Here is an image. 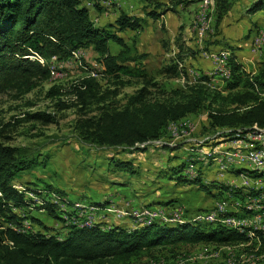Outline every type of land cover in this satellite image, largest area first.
Here are the masks:
<instances>
[{"label": "rangeland", "instance_id": "374dc122", "mask_svg": "<svg viewBox=\"0 0 264 264\" xmlns=\"http://www.w3.org/2000/svg\"><path fill=\"white\" fill-rule=\"evenodd\" d=\"M251 1L235 0L234 6L236 4V8H239V5L246 2L248 5ZM102 2L105 9H101L102 11L96 10L89 1H85V5L90 8V16L97 26L109 27L112 31H116L130 45L132 54H145L144 57L139 58L138 63L128 62V64L134 70H144L152 82L158 83L157 87H150L152 92L150 98L153 100L166 98L173 90L185 89L197 83L207 84L211 88L227 93L230 74L224 76V80L217 81V73L209 71L212 63L204 55L213 58L211 55L217 54V57L224 56V60L228 61L234 54L236 60L242 63L244 59H239L238 50L247 48L245 52L249 54L252 52L251 47L248 49V46H238V43L248 41L247 37L252 35L254 26L258 22L251 21V28L247 29L249 23H238L233 16L227 15L220 24H217L215 2L210 7L206 6L204 22L207 32L198 30L197 25L198 15L204 12L203 0H190L184 6L175 9H172V2L162 7L142 0H103ZM164 10H168L167 13L161 14L158 18L148 14L152 11L161 13ZM122 11L140 17L141 28L119 30L115 22ZM259 14L257 15L259 20L264 19V11ZM256 35H260V38L264 37V29L257 30ZM109 46L113 54H117L122 49V46L114 41H110ZM219 48L224 49L215 50ZM259 48L262 54L252 52L254 54L252 62L247 65L242 63L248 73L254 74L263 63L264 44L260 39ZM43 60L51 70V77L40 82L27 93L22 94L17 89H8L0 95V140L22 148L26 156L38 160L36 166L19 174L16 179L17 184L41 189L51 186L62 190L64 198L56 193H50L52 200L55 202L62 200L61 208L74 212L75 221L79 217L83 221L86 220L85 225L98 224L102 229H108L117 223L123 226L125 220L129 225L123 227L131 230L152 222L164 224L196 222L195 224L205 223L216 226L221 223L220 219H224L219 216L220 212H226L233 215L231 219L225 220V222L233 220L227 221L231 224L230 228L242 232L246 227L252 231L246 233L251 238L247 243L236 244V242L220 246L204 242L180 243L177 246L170 244L155 249L153 253L146 255L135 264H264L262 242L264 239L259 242L255 236L253 237L256 220L254 225L237 223V221H248L253 217L249 210L248 194L254 188L252 181L259 180L264 183V177L255 179L259 176L255 171L253 176L231 172V167L224 166L226 163L222 164L220 159H217L212 166L193 162L196 158H192L191 147L199 143L216 145L229 131V129L209 128L207 108L187 116L177 126L168 125L165 135L157 141L139 144L141 147L149 146L146 152H130L123 148L95 145L79 136L78 120L99 114L108 104L114 107L123 106L128 97L142 87L141 79L135 77L132 82L127 83L130 76L124 75L123 81L126 83L115 84V78L104 75V67L99 55L91 46L80 48L70 57L62 58V69H56L54 61ZM171 64L178 65V74L174 77L171 76V71H166ZM88 75L98 78L102 91L109 89L117 90L118 93L110 94L105 103H93L86 109V113L81 114L75 102L76 96L66 90L81 77ZM53 86L65 90L66 95L64 94L63 97L72 104L69 108L60 109L56 105L57 100L48 97V91ZM35 112L50 113L53 115V121L46 123L31 119L29 114ZM189 123H194L196 127L187 130L186 124ZM206 134L207 137L212 138H198ZM196 138H198L196 141L186 145L183 141ZM162 140L166 142L162 143ZM200 150H210V148L200 147ZM116 158L133 159L137 169L133 172L115 169L109 162ZM182 162H184L183 170L179 173L173 171L172 166ZM220 172L242 175L243 178L249 179L220 178V175L232 176ZM178 175H181L182 180L178 179ZM198 177H200L198 182L193 181ZM200 184L208 190L202 189ZM226 185L231 186L233 190L229 191L230 187L225 189ZM237 190L240 194H234ZM227 193H232V200L238 201L239 206L226 207L230 206V197H227ZM28 194L34 196L32 193ZM95 202L97 204H92ZM145 202L150 203L145 204ZM178 204L190 209L191 214H183V217L167 221L163 218L148 221V213L166 210ZM143 205L144 212H141L139 208ZM77 207L83 208L82 212L78 211ZM33 213L39 216L44 224L53 228L52 232L62 234L66 232L63 228L64 222L60 218H54L47 212L37 209H34ZM212 213L218 215V222L208 223L211 222L208 217L200 218L204 214ZM62 215L65 216V213ZM26 224L35 229L41 228L28 221Z\"/></svg>", "mask_w": 264, "mask_h": 264}, {"label": "trees", "instance_id": "16d2710c", "mask_svg": "<svg viewBox=\"0 0 264 264\" xmlns=\"http://www.w3.org/2000/svg\"><path fill=\"white\" fill-rule=\"evenodd\" d=\"M85 1L91 2L96 10L104 9L101 4L103 0H0V95L8 89L27 93L51 77V70L43 63V59L55 55L68 58L76 50L91 46L99 55L104 75L115 78V84L126 83L123 76L129 75L127 83L138 77L142 87L130 95L123 106L108 104L99 114L80 118L77 128L84 141L130 152H146L149 146L141 147L139 144L157 141L165 135L168 125H177L187 116L206 108L209 110V128H264V59L258 71L252 74L244 69L234 54L230 56L228 61H231L232 74L227 93L197 83L185 89L173 90L166 98L153 100L150 98V87H157L158 83L152 82L144 70H134L128 64L138 63L145 54H132L130 45L116 31L97 26ZM142 1L156 3L157 7L172 2V9H175L190 0ZM214 2L216 22L220 24L233 9L235 0ZM167 11H152L148 14L158 18ZM260 11H264V0H252L246 8L248 14ZM115 23L121 31L137 30L141 28L142 20L122 11ZM110 41L122 46L117 54L111 52ZM166 71H171L174 77L178 74V65L171 64ZM66 92L76 96L75 102L81 114L86 113L93 103H105L110 94L118 93L117 90L102 91L98 78L92 75L81 77ZM66 92L59 86H53L47 95L55 98L56 105L64 109L72 105L63 97ZM29 117L46 123L53 121V115L45 112H35ZM233 136L227 133L216 145L199 143L191 147L192 158H196L194 164L198 162L212 166L217 157L227 153V150H215V147ZM206 146L210 150H200V147ZM109 163L119 171H134V160L131 158H116ZM37 164V158H29L22 148L0 140V264H135L155 249L170 244L177 246L180 243L204 242L220 246L247 243L251 239L246 234L251 231L250 228L245 227L241 232L221 223L214 226L196 222H152L131 230L121 225H113L108 229H102L98 224L85 225L86 220L79 217L76 220L79 222H76L74 212L63 210L60 205L62 200L55 202L50 196V193H56L64 198L62 190L51 186L32 188L16 183L20 173ZM183 167L184 162L172 169L179 173ZM254 171L231 166V172L253 176ZM178 179L182 180L181 175H178ZM199 179L193 181L198 182ZM200 185L202 189L208 190L203 184ZM225 187H230L229 191L233 190L229 185ZM234 194L240 193L237 190ZM250 196L256 197L254 192ZM34 209L60 218L66 232H52L54 229L44 224L33 213ZM76 209L80 212L83 210L79 207ZM219 216L233 215L221 213ZM27 221L41 228L27 226ZM253 235L264 239V235L256 230H253Z\"/></svg>", "mask_w": 264, "mask_h": 264}, {"label": "bare ground", "instance_id": "6f19581e", "mask_svg": "<svg viewBox=\"0 0 264 264\" xmlns=\"http://www.w3.org/2000/svg\"><path fill=\"white\" fill-rule=\"evenodd\" d=\"M213 4H214V0H207V5H209V7L212 6ZM205 17L206 16H204V19H205ZM260 41L263 44L264 43V37L260 38ZM224 55H226V54H224ZM211 57L217 58V54H213V55H211ZM177 125H173V126H177ZM250 130L257 132L258 134H264V128H262V129L241 128V129H237V130L236 129L229 130L226 133L233 134L234 136L231 137L230 139H228L227 141L223 142L221 144V146H219L220 144L217 145L215 147V150H218V149L227 150V153H226L225 156L217 157V159H220L222 164H225V163L227 164V165L225 164L224 166H230V167L231 166H238V167H245V168H249V169L255 170V171H257V172H259L261 174L260 176L255 177V179H258V178L264 177V141L261 140V138H259V137H251L250 136ZM233 140H238L242 144L252 145V151L253 152H244V150L241 147H239V146H230V145H228ZM255 152L263 154L261 156V163H263V165L260 164V162H256L257 153H255ZM243 160L247 161V162H242ZM255 182H260V181L256 180ZM263 188H264V183L263 182L254 183V188L251 189V191L248 194V196L251 195V192H254L256 197H251L250 196L249 200L250 201L259 202V205H252L251 203H249L248 205H249V210L253 214V217L257 218V219H255L256 220V224L255 225L253 224L254 227H255L254 230H256V231H258V232H260V233H262L264 235V201H262V198H261L262 197V193H264ZM244 206H246V205L244 204ZM209 213H211V212H209ZM220 213L226 214V212H220ZM217 218H218V215L215 216L214 213L209 214V217H208V219L211 222L218 221ZM226 219H231V217L226 216V217H224L223 220L220 219V222L222 224L225 223L227 226L230 227L231 224L228 223L227 221L225 222ZM88 225H93V224L90 223ZM255 238L257 239V241H259V242L261 241L259 236H256Z\"/></svg>", "mask_w": 264, "mask_h": 264}, {"label": "built area", "instance_id": "2783aa9c", "mask_svg": "<svg viewBox=\"0 0 264 264\" xmlns=\"http://www.w3.org/2000/svg\"><path fill=\"white\" fill-rule=\"evenodd\" d=\"M203 3H204V12L201 13L200 15H198V17H197V25H198V30H205V32H207L206 23L204 22V15L206 13L207 0H203ZM102 4H104V2H102ZM259 39H260V35H255L253 37L251 50H252L253 53H261L262 54V51L259 48ZM204 57L211 61L212 67H211V69L209 71H214V72L217 73V81L219 79L224 80V76H228V74H232L231 61H225L224 60V56H220V57H217V58H207V55H204ZM49 60L55 62L56 69H62V58H59L58 56L55 55V56H52ZM194 127H196L194 123L186 124V129L187 130L192 129ZM250 136L251 137H259V138H261V140L264 141V134H258L257 132L250 130ZM198 138L211 139L212 137H207V134H206L204 136L200 135ZM198 138H196L194 140H183V141L185 142V145H186V143H190L192 141H196ZM163 142H166V140H162V143ZM152 144H154V143H152ZM228 145H230V146H239V147H241L244 150V152H253L252 151V145L242 144L238 140H233ZM213 150H214V148H213ZM255 153H257L256 162H260V164L263 165V163H261V156L263 154L258 153V152H255ZM242 162H247V161L243 160ZM220 178H227V179H233V180H235V178L249 179V178H243L242 175H232V176L220 175ZM252 183H261V182L252 181ZM227 197H230V206H227V207L239 206L240 203H238V201H233L232 200V193H227ZM215 201H217V200H215ZM262 201H264V193H262ZM249 203H251L252 205H259V202H255V201H250L249 200ZM139 209H140L141 212H144V205L141 206ZM118 210H123V209L118 208ZM183 214H191V211L188 210L185 207L180 206L178 204V205L173 206L172 208H168L166 210H156L155 213H148V221H152V219H156V218H163L164 220L167 221V220H171L173 218L183 217ZM124 215H125V210H124ZM207 217H209V215L208 214H204L200 218H207ZM255 219H257V218L252 217L248 221H237V222L239 224H255ZM221 220H223V219H221ZM227 221H233V220H227ZM250 242H253V241H250Z\"/></svg>", "mask_w": 264, "mask_h": 264}, {"label": "crops", "instance_id": "0c3cea01", "mask_svg": "<svg viewBox=\"0 0 264 264\" xmlns=\"http://www.w3.org/2000/svg\"><path fill=\"white\" fill-rule=\"evenodd\" d=\"M247 6H248L247 2L245 4L239 5V8H236V4H235L234 9L232 10V12L228 13V16H230V15L233 16L238 21V23H244V22L249 23V26H247V29L251 28L250 27L251 21L258 22V24H255V26H254L255 28L253 27L255 30L253 31L252 35H249V37L250 36L251 37L250 38L247 37L248 41H243V43H238V46H243V47L244 46H248L249 47L248 49H250V47L252 46V38L254 37V35H256L257 30H261L262 31L264 29V19L259 20V16H257V15H260L259 13H261V11L257 12L256 14H248V13H246ZM261 33H263V32H261ZM221 49H224V48H219V49H215V50H221ZM241 50H243V51H241ZM246 50H247V48L238 50V53H239L238 57H239L240 60H242V58L244 59V61H242V63H244L245 65H247L249 62H252V59L254 57V54H252V52H251V54H249L248 52H245ZM244 53H246V54H244ZM221 54H224V52H221ZM219 144H222V143H219ZM141 155H142V153H141ZM141 167H143V165ZM172 167H174V166H172ZM134 169H137V168L134 166ZM168 172H170V171H168ZM220 173L221 174L225 173V174L235 175V174L226 173V172H220ZM116 191H119V190H116ZM89 203H91V202H89ZM147 203H150V202H145V204H147ZM92 204H97V202L92 203ZM102 206H105V205H102ZM126 224H128L127 220L124 221L123 226H125ZM116 225H120V224L117 223Z\"/></svg>", "mask_w": 264, "mask_h": 264}]
</instances>
